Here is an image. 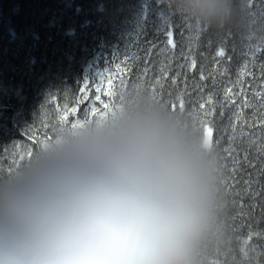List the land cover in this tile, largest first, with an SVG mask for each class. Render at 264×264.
<instances>
[{"label":"trees","instance_id":"1","mask_svg":"<svg viewBox=\"0 0 264 264\" xmlns=\"http://www.w3.org/2000/svg\"><path fill=\"white\" fill-rule=\"evenodd\" d=\"M247 2L240 26L217 33L191 22L186 31L176 17L164 24L163 0H0V170L18 166L72 122L92 120L93 107L111 104L106 80L95 91L99 71L114 78L119 94L125 64L127 90L151 85L163 69L169 76L162 89L157 85L159 95L182 96L199 133L213 129L220 166L225 149L235 148L241 159L247 154L235 177L241 200L234 205L223 188L227 239L207 264H264V7ZM170 27L175 50L167 45ZM85 78L92 83L82 98Z\"/></svg>","mask_w":264,"mask_h":264},{"label":"clouds","instance_id":"2","mask_svg":"<svg viewBox=\"0 0 264 264\" xmlns=\"http://www.w3.org/2000/svg\"><path fill=\"white\" fill-rule=\"evenodd\" d=\"M163 3L217 33L244 15L241 0ZM225 217L216 151L187 113L134 85L106 117L0 170V264H207Z\"/></svg>","mask_w":264,"mask_h":264},{"label":"snow or ice","instance_id":"3","mask_svg":"<svg viewBox=\"0 0 264 264\" xmlns=\"http://www.w3.org/2000/svg\"><path fill=\"white\" fill-rule=\"evenodd\" d=\"M253 2L258 3L259 6L264 7V0H253ZM160 3V2H159ZM162 4V3H161ZM243 8H251L252 4L247 2V0H243V2L241 3ZM249 15L251 16H255L254 12H249ZM175 20V15L174 13L170 12V11H165V16H164V24H169L171 25V23ZM255 22V21H253ZM181 26L184 27L186 29V31L191 32L193 30L192 25L190 23V21L187 20H180ZM195 29L197 31H202L203 29H201L198 25L195 26ZM166 38H167V45L172 49L175 50L176 48V43H175V38H174V31L168 30L166 33ZM156 46L153 45L152 47H150L148 49V51L145 53V60H144V66H145V73L147 71V68L149 66V64L151 63V55H152V51ZM163 54V53H161ZM220 56L224 55V52L221 50L218 53ZM125 60H127V57H125ZM111 62V61H110ZM119 67V66H118ZM191 68H195V61L193 60L191 62L190 65ZM131 70L127 67V65L125 64L123 72L121 73L120 79H121V87L123 89V91L119 94H117L114 89H113V83H114V78L111 75H108L107 77L105 76L103 71H99L98 73L95 74V76L98 78L99 83L96 85L95 87V91L97 93H99L102 88L101 85H104L105 80H106V84H107V91H105V95L112 97V103H104L102 109L98 110L96 107H93L91 109V116L93 117V119L96 118H104L106 117L109 112L114 110V106L117 104V102L122 98V93H124L125 91H127V86L125 84V77L126 75L130 72ZM169 74L166 71H163V69L161 70V75L156 77L154 79V82L151 85H137L136 87L139 89H143L147 92H149L151 94V97L156 101L159 102L163 105H166L168 107H170L173 110H176L177 107V103L179 104V108L180 111L184 112L185 111V107H184V101L182 96H177L175 98H173L171 96V94H169V99L167 101L163 100L162 97L159 95L158 90H157V85H160V88H163V85L160 84V81L162 79L167 80L168 79ZM203 79V77H202ZM172 83H176L177 78L176 77H172L171 78ZM92 80L91 78H85L82 81V86L79 88V91L84 94V97L82 98H86L88 91H89V86L91 85ZM230 91V90H229ZM101 97L100 95H95V100L100 101ZM262 99H264V97H262ZM199 108L201 110H203L205 108V104L201 103L199 105ZM73 111H78V109H74ZM65 119H67V117H65ZM92 119V120H93ZM91 120H85V121H75L71 123V128H76L78 126H82L85 122H90ZM201 136L204 139L205 143L213 148V129L211 127H204L201 129ZM49 140H45L44 142H42L41 145H44L48 142ZM260 143L262 145H264V138L261 139ZM255 147V144L253 145ZM28 157L30 158L32 155V152H28ZM23 157H21L22 159ZM262 159H264V156L261 157ZM247 160V154H245L243 156V159H241L240 157V153L233 148L232 150H228L225 149V157H224V164L222 166H220V171H221V184L222 187L224 188L225 192L229 195H231L233 197V204L235 205L237 201L241 200V196H242V191L238 186V183L235 180V177L237 176L240 167L243 164V161ZM229 163H230V167H229ZM245 191H248L250 193L251 189L247 188L245 189Z\"/></svg>","mask_w":264,"mask_h":264}]
</instances>
